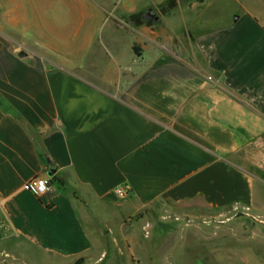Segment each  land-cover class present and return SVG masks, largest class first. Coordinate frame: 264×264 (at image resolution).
I'll return each instance as SVG.
<instances>
[{
  "label": "crops",
  "instance_id": "1",
  "mask_svg": "<svg viewBox=\"0 0 264 264\" xmlns=\"http://www.w3.org/2000/svg\"><path fill=\"white\" fill-rule=\"evenodd\" d=\"M102 1L0 5V264H209L247 237L215 223L264 227V0Z\"/></svg>",
  "mask_w": 264,
  "mask_h": 264
},
{
  "label": "rangeland",
  "instance_id": "2",
  "mask_svg": "<svg viewBox=\"0 0 264 264\" xmlns=\"http://www.w3.org/2000/svg\"><path fill=\"white\" fill-rule=\"evenodd\" d=\"M0 0L1 10H13L17 7L18 10H53L54 16L53 19L56 22V18L60 13V10H70L72 14L74 10H82L84 8L83 5L86 4L85 10H102L101 8L95 6L93 3L102 4V0ZM154 0H141V2L135 1L136 5L140 10H146L148 6ZM127 0H107L104 3V6H109V8L122 10L123 7L126 5ZM207 3V1H206ZM92 4V6H91ZM17 5V6H16ZM90 7H87V6ZM4 6V9L2 8ZM261 10H264V6L261 5L258 7ZM84 10V9H83ZM200 10H206L203 13V17L207 20V25L211 22H223L226 18H228L229 14L236 10H243V7H240L238 0H214L211 6L201 7ZM70 25L75 22L72 18ZM139 22H143L144 20L140 17L138 20ZM215 22V23H216ZM137 23V20H136ZM150 23V20L148 21ZM12 32L7 31L5 35L15 39V36L11 34ZM14 33V32H13ZM27 38L25 39L28 41L29 34H27ZM243 215L239 213L236 218H242ZM262 219V218H260ZM219 223H215V230H226L231 234L235 231H242L241 234L247 235L245 238L239 237H229V243H231L230 247L220 248V251H224L225 254H217L215 255V260L213 259L210 261L209 264H264V237L262 238V233H264V227L255 224H244L239 223L235 225L234 223L229 224L227 222L226 225H223V229L219 228ZM140 240L148 241L147 239L143 238ZM122 242V240H120ZM219 243L216 242V245ZM113 248V246H112ZM132 249H129L123 243L118 248L114 249V259L113 263H106V264H133L131 254ZM111 257V256H110ZM141 264H148L146 261H142Z\"/></svg>",
  "mask_w": 264,
  "mask_h": 264
},
{
  "label": "built area",
  "instance_id": "3",
  "mask_svg": "<svg viewBox=\"0 0 264 264\" xmlns=\"http://www.w3.org/2000/svg\"><path fill=\"white\" fill-rule=\"evenodd\" d=\"M26 189L40 199L52 196L57 191L51 177H34L27 182ZM128 194L129 192L126 187L117 190V195L120 198H127ZM258 220L263 221L261 219Z\"/></svg>",
  "mask_w": 264,
  "mask_h": 264
},
{
  "label": "water",
  "instance_id": "4",
  "mask_svg": "<svg viewBox=\"0 0 264 264\" xmlns=\"http://www.w3.org/2000/svg\"><path fill=\"white\" fill-rule=\"evenodd\" d=\"M144 21H152L153 23L157 22L159 20V17L153 13V10L149 9L147 10L143 16H142ZM50 176V174H48Z\"/></svg>",
  "mask_w": 264,
  "mask_h": 264
}]
</instances>
